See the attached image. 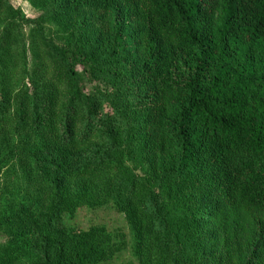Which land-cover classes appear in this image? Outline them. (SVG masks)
<instances>
[{
  "label": "trees",
  "instance_id": "obj_1",
  "mask_svg": "<svg viewBox=\"0 0 264 264\" xmlns=\"http://www.w3.org/2000/svg\"><path fill=\"white\" fill-rule=\"evenodd\" d=\"M27 1L0 0V264H264V0ZM109 207L129 239L68 225Z\"/></svg>",
  "mask_w": 264,
  "mask_h": 264
},
{
  "label": "rangeland",
  "instance_id": "obj_2",
  "mask_svg": "<svg viewBox=\"0 0 264 264\" xmlns=\"http://www.w3.org/2000/svg\"><path fill=\"white\" fill-rule=\"evenodd\" d=\"M11 3L16 7L22 10L26 18L37 20L42 12L34 7L29 1L27 0H10ZM25 35L27 37L29 30H26ZM25 37V38H26ZM101 215V218L99 217ZM101 222L100 224H104L108 228H111L110 230L113 231H123L127 234L128 239L130 238V232L127 224L124 226L123 223H125V219L123 218V215H121L117 210L112 207L107 208L105 211H91L90 209H80V211L77 213L76 218L73 220V222H70L68 225L69 227H76L77 225H80L81 227L85 228L93 223ZM103 222V223H102ZM126 257H130L129 254L126 255Z\"/></svg>",
  "mask_w": 264,
  "mask_h": 264
}]
</instances>
